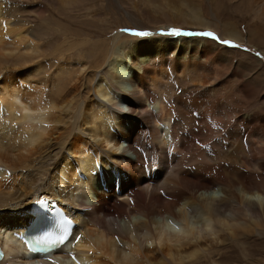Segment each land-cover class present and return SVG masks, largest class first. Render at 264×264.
Masks as SVG:
<instances>
[{
	"label": "bare ground",
	"instance_id": "1",
	"mask_svg": "<svg viewBox=\"0 0 264 264\" xmlns=\"http://www.w3.org/2000/svg\"><path fill=\"white\" fill-rule=\"evenodd\" d=\"M211 2L230 29L264 43V0ZM1 4L2 264H223L215 253L264 228V113L236 97L255 93L258 73L227 93L226 49L176 29L173 38L117 32L98 46L99 72L62 58L41 79L50 64L37 38ZM68 40L55 51L73 48ZM92 44H80V60ZM40 202L75 219L80 242L28 251L19 237Z\"/></svg>",
	"mask_w": 264,
	"mask_h": 264
},
{
	"label": "rangeland",
	"instance_id": "2",
	"mask_svg": "<svg viewBox=\"0 0 264 264\" xmlns=\"http://www.w3.org/2000/svg\"><path fill=\"white\" fill-rule=\"evenodd\" d=\"M211 1L74 0L72 5H63L59 0H2L1 7L4 8L8 17L12 16L13 23L25 27L31 37L37 38L40 51L46 62L50 64V68L48 66L49 69L40 74L41 79L45 78V73L46 78L50 77L51 67L58 64L62 58L65 61L70 59L77 65V69L85 68L87 73L99 72L102 64V56L98 53L99 45L102 42H109L117 32L129 36H134L131 31L150 33L148 36H136L142 39L169 38L177 35L173 32L177 29L185 31L181 35L186 39H209L217 46L226 49L228 58L233 62L229 66V71L221 77L227 93L234 94L236 85L242 83L246 85L258 73L257 88L254 87L255 83L250 84L255 88V93L248 97L244 94H236V97L243 101V105L251 108L250 110L264 113V43L260 44V47L249 43V36L244 26L230 29L229 25L224 24L226 21L223 16L215 13L211 8ZM218 1L224 3L223 0ZM243 1L247 2V0ZM232 13L234 17L238 15L237 11ZM250 18L253 19L249 15V20ZM260 22L264 25V20ZM204 32H211L219 39L189 35V33ZM262 34L264 35V28ZM233 35L237 38L232 37ZM64 38H68V41L74 42L75 45L66 53H58L55 47ZM221 40L229 41L231 44H222ZM84 42L94 43L97 47L94 48L93 53L83 55L84 60H80V55L84 53L82 51L84 46L80 44ZM66 45L71 47L70 44ZM231 45H238V47ZM242 62L247 64L248 72L239 67V63ZM256 62H259L261 67L255 68ZM221 72L223 73V70ZM122 106L125 107L124 103ZM123 111H128V108L126 107ZM5 219L9 222L13 221L7 217ZM241 240L248 243L246 247L237 242H231L226 249L215 253L213 258H220L225 262L223 264H264V228L246 233ZM201 259L197 264H214L209 256Z\"/></svg>",
	"mask_w": 264,
	"mask_h": 264
},
{
	"label": "snow or ice",
	"instance_id": "3",
	"mask_svg": "<svg viewBox=\"0 0 264 264\" xmlns=\"http://www.w3.org/2000/svg\"><path fill=\"white\" fill-rule=\"evenodd\" d=\"M123 31H130V30H123ZM131 34L134 35V36H148L150 35V33L148 32H142V31H131ZM174 34H177L179 35L180 33L179 32H176L174 30ZM189 35H199V36H207V37H211L212 39L216 40V39H219L218 37H216L213 33L211 32H204V33H189ZM222 44H231V42L229 41H223L221 40L220 41ZM233 47H238V45H231ZM257 55H259V53H257ZM197 143H199V141H197ZM54 264V262H53Z\"/></svg>",
	"mask_w": 264,
	"mask_h": 264
}]
</instances>
